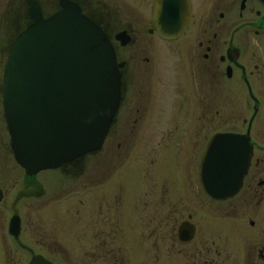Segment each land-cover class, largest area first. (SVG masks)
<instances>
[{
    "label": "rangeland",
    "instance_id": "obj_1",
    "mask_svg": "<svg viewBox=\"0 0 264 264\" xmlns=\"http://www.w3.org/2000/svg\"><path fill=\"white\" fill-rule=\"evenodd\" d=\"M37 1L45 15L56 9L52 0ZM24 8V0H0V86L9 48L28 22ZM155 45L152 65L127 67L131 84L114 126L76 167L26 177L9 150L0 98V264H27L32 255L52 264H264V205L246 188L214 202L197 180L208 139L239 128L242 103L208 78L185 74V35ZM257 122L256 148L264 147V114ZM187 213L199 233L185 246L175 236ZM13 215L16 240L7 233Z\"/></svg>",
    "mask_w": 264,
    "mask_h": 264
},
{
    "label": "water",
    "instance_id": "obj_2",
    "mask_svg": "<svg viewBox=\"0 0 264 264\" xmlns=\"http://www.w3.org/2000/svg\"><path fill=\"white\" fill-rule=\"evenodd\" d=\"M264 4V0H260ZM44 18L30 3V24L11 44L0 87L2 116L14 162L27 177L55 170L98 151L120 101V69L107 37L68 1ZM188 0H155L151 27L163 41L182 36ZM252 157L247 135L215 133L200 157L197 177L211 200L233 198L242 186ZM3 198L0 190V202ZM16 240L20 219L8 220ZM193 226L181 223L180 242L193 237ZM27 264H52L34 255Z\"/></svg>",
    "mask_w": 264,
    "mask_h": 264
},
{
    "label": "flooded vegetation",
    "instance_id": "obj_3",
    "mask_svg": "<svg viewBox=\"0 0 264 264\" xmlns=\"http://www.w3.org/2000/svg\"><path fill=\"white\" fill-rule=\"evenodd\" d=\"M61 1L75 4L80 13L103 32L112 46L116 63L122 65L119 70L120 101L109 132L115 124L121 106L125 104V95L131 84V80L125 77L127 67L152 65L154 57L159 54L155 44L167 46L172 45L176 40H160L152 29L151 19L155 0H52L56 4V9L48 15H45L37 0H24L27 25L30 23L27 16L30 3H36L42 16L48 17L60 10ZM188 2L187 26L182 34L185 35V49L179 48V51L185 52V74L189 77L208 78L219 93L235 98L236 104L241 101L240 116L249 114L247 119L241 117L239 128L229 131V133L247 135L252 147L247 173L239 192L233 198L246 188V194L251 197L249 199L252 201L256 199V204L262 206L264 180H258L255 186H252V183L255 182L256 177L264 176V154L256 156L257 152H264V147L259 144L256 148L251 133L259 124L257 122L259 116L264 114V4L260 0H188ZM191 94L188 90L182 92L187 104H190ZM123 119L120 125H128ZM171 119L173 117L169 116V121ZM130 124L134 125L136 122ZM241 126L245 127L244 131ZM79 160L64 165L58 170L76 167ZM250 178L252 183L249 182L248 187L247 180ZM183 222L192 225L194 233L190 240L180 242L177 229ZM179 225L175 236L178 243L185 246L194 243L199 229L191 221V215L187 213L185 220ZM249 225L252 226L253 222L250 221ZM198 246L199 255L203 252L202 243ZM258 257L264 261V247L258 250Z\"/></svg>",
    "mask_w": 264,
    "mask_h": 264
}]
</instances>
